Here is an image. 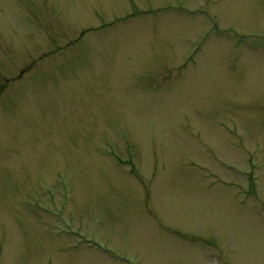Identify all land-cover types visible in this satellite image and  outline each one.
Segmentation results:
<instances>
[{
    "label": "rangeland",
    "instance_id": "rangeland-1",
    "mask_svg": "<svg viewBox=\"0 0 264 264\" xmlns=\"http://www.w3.org/2000/svg\"><path fill=\"white\" fill-rule=\"evenodd\" d=\"M0 264H264V0H0Z\"/></svg>",
    "mask_w": 264,
    "mask_h": 264
}]
</instances>
